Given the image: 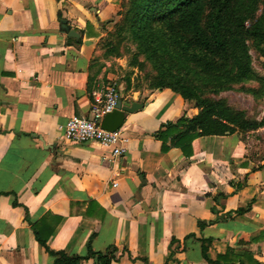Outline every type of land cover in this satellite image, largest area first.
<instances>
[{
  "label": "crops",
  "instance_id": "crops-1",
  "mask_svg": "<svg viewBox=\"0 0 264 264\" xmlns=\"http://www.w3.org/2000/svg\"><path fill=\"white\" fill-rule=\"evenodd\" d=\"M121 2L0 0V264H54L35 230L69 256L114 248L111 264H217L227 253L264 264V159L242 133L201 138L189 159L164 152L161 126L198 109L161 90L120 94L144 105L120 129L121 157L63 138L104 89L95 47Z\"/></svg>",
  "mask_w": 264,
  "mask_h": 264
},
{
  "label": "trees",
  "instance_id": "trees-1",
  "mask_svg": "<svg viewBox=\"0 0 264 264\" xmlns=\"http://www.w3.org/2000/svg\"><path fill=\"white\" fill-rule=\"evenodd\" d=\"M260 9L264 11V0H122L118 27L139 29L138 33L147 27L145 37L167 49V60L187 57L209 77L216 74L215 79L220 80L221 72H218L227 70L224 71L227 78L236 82L250 72L246 43L261 44L262 17L257 16ZM158 52L165 54L166 51L152 50L155 59L163 61ZM170 80L173 83L165 88L179 94L185 102L194 103L199 112L193 118L183 116L161 126L155 137L162 142L164 152L180 149L189 159L198 152L201 138L244 133L256 127L243 111L233 110L223 100L209 97L219 88L200 90L171 74ZM199 226L203 228L205 224ZM35 238L54 259V264H82L91 259L95 264H111L116 260L114 248L96 253L88 244L86 256H69L63 251L51 250L48 237H42L36 230ZM231 259L227 253L218 258L217 264H245L244 260Z\"/></svg>",
  "mask_w": 264,
  "mask_h": 264
},
{
  "label": "rangeland",
  "instance_id": "rangeland-1",
  "mask_svg": "<svg viewBox=\"0 0 264 264\" xmlns=\"http://www.w3.org/2000/svg\"><path fill=\"white\" fill-rule=\"evenodd\" d=\"M257 16L262 17L261 44L254 46L253 42L246 43L249 47L250 72L243 80L236 82L227 78L224 72L227 70L218 72H221L220 80L215 79L216 74L213 78L209 77L200 66L187 57L167 60V49L163 50L160 44L151 43L145 37L147 27L140 33L137 32L139 29L134 31L118 27L122 19L118 16L104 29L95 47L93 63L98 75L103 74L104 83L101 87L116 83L120 94L144 100L154 91L170 90L165 88V85L173 83V80H170L171 74L200 90L219 88L217 92L210 93L209 97L217 101L223 100L231 109L244 112L248 121L256 126L242 133L249 155L255 161L264 159V11L258 10ZM153 49L166 51L165 54H157L163 61L155 59L152 55Z\"/></svg>",
  "mask_w": 264,
  "mask_h": 264
},
{
  "label": "built area",
  "instance_id": "built-area-1",
  "mask_svg": "<svg viewBox=\"0 0 264 264\" xmlns=\"http://www.w3.org/2000/svg\"><path fill=\"white\" fill-rule=\"evenodd\" d=\"M92 97L91 116L71 118L62 128L63 138L77 144L95 143L109 150L112 157L123 156L126 151L123 132H108L101 127L103 118L111 114L121 100L118 85L111 83L103 90L93 93Z\"/></svg>",
  "mask_w": 264,
  "mask_h": 264
},
{
  "label": "water",
  "instance_id": "water-1",
  "mask_svg": "<svg viewBox=\"0 0 264 264\" xmlns=\"http://www.w3.org/2000/svg\"><path fill=\"white\" fill-rule=\"evenodd\" d=\"M69 37H77V35L70 31L68 33ZM144 105L139 103H133L132 105L124 104L119 100L116 109L111 113L106 115L102 122L101 127L103 130L108 132H116L123 127V124L127 118V115L134 114L140 110H143Z\"/></svg>",
  "mask_w": 264,
  "mask_h": 264
}]
</instances>
